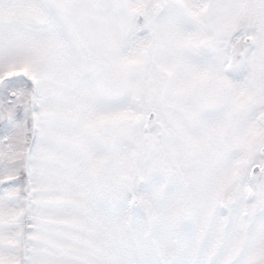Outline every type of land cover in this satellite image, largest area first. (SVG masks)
I'll use <instances>...</instances> for the list:
<instances>
[{"label":"snow or ice","instance_id":"obj_1","mask_svg":"<svg viewBox=\"0 0 264 264\" xmlns=\"http://www.w3.org/2000/svg\"><path fill=\"white\" fill-rule=\"evenodd\" d=\"M0 264H264V0H0Z\"/></svg>","mask_w":264,"mask_h":264}]
</instances>
